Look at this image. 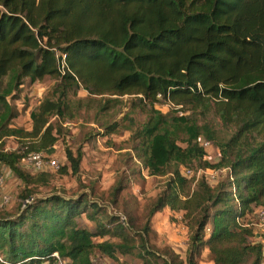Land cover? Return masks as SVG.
<instances>
[{
	"label": "trees",
	"instance_id": "16d2710c",
	"mask_svg": "<svg viewBox=\"0 0 264 264\" xmlns=\"http://www.w3.org/2000/svg\"><path fill=\"white\" fill-rule=\"evenodd\" d=\"M47 79L54 85L31 110V128L15 127L24 87ZM125 96L131 111L147 113L133 150L149 176L168 177L143 209L141 231L137 210L118 206L120 188L110 200L96 196V181L81 175L83 147L70 144L81 119L98 129L87 141L131 130L123 126L130 113L113 117ZM163 102L170 113L157 109ZM60 141L64 165L53 158ZM206 143L219 151L216 164ZM30 154L42 156L40 170L25 162ZM5 169L22 182L23 201L56 175L84 185L26 205L13 220L0 212V264H94L116 254L198 264L203 248L215 264H262L264 244L244 220L264 209V0H0V178ZM205 170L225 177L212 187ZM165 209L188 221L185 258L149 246L152 219Z\"/></svg>",
	"mask_w": 264,
	"mask_h": 264
},
{
	"label": "rangeland",
	"instance_id": "374dc122",
	"mask_svg": "<svg viewBox=\"0 0 264 264\" xmlns=\"http://www.w3.org/2000/svg\"><path fill=\"white\" fill-rule=\"evenodd\" d=\"M53 85L54 81L47 79L42 83L26 85L24 87L22 99L14 103L17 104L16 106L20 112L19 117L13 123L15 127L24 126L31 128L29 118L31 110L41 103ZM79 96L84 101H89L85 91H81ZM123 100L124 104L119 106L118 111L113 117H115V121L122 122L125 116L130 113L132 119L123 122V126H129L131 130L121 128L110 136H97L92 141H87L88 133L93 130V134H97L98 129L94 127L96 125L91 123L90 120L81 119L69 133L71 135L70 144H73L75 147H83L85 155L80 168L81 175L83 178L90 176L96 181V185L94 186L96 196L98 198L103 196L105 199L110 200V195L114 192V189L120 188L117 199L118 206H122V210H137V224L140 230L144 223L142 221L143 209L149 206L162 191L163 187L167 185L168 177L149 176L147 170L144 169L137 152L133 148L140 142V140L137 141L135 139L134 132L139 131L147 121V113L142 109L131 111L130 106L133 97L125 96ZM90 106H92V103H90ZM157 109L164 114L170 113L172 110L170 105L164 104V102L158 105ZM93 116L94 111L91 110L88 119ZM209 121L214 126L222 127L219 118L216 116L213 117L211 115L208 119ZM16 145L17 143L14 138L6 142L8 149L13 150L16 148ZM180 145L185 147V144ZM205 146L207 152L206 160L212 164H216L220 156L217 147L209 143H206ZM56 148L57 151L53 155V158L58 163H61V165L67 164L65 147L61 141L57 144ZM2 172L3 176L0 178V212L8 211L10 213V220L21 215L26 205H31L37 200H42L54 193H66L67 196L73 195L81 191L84 185L72 175H56L49 188L42 187L34 195V198L23 201L21 199V194L24 190L22 182L8 170L5 169ZM199 175L200 177H204L212 187L217 186L219 181L225 177L224 172L214 170H205L204 172H200ZM195 184L196 182L192 183V189L195 188ZM116 211L119 212V208H116ZM260 214V210L256 209L254 216L248 215L244 221L247 222L251 218L252 222L246 224L252 226L254 229L253 241L264 244V221H262ZM84 221L85 224L90 225L86 220ZM187 222L184 220L183 212L175 213L165 209L156 214L151 222L150 248L160 250L161 252L168 248L173 250L175 254L185 258L191 240ZM207 231H209V228ZM106 240H109V238H96L95 242H104ZM112 240L115 241L114 239ZM93 262L94 264H143L142 259L137 255L123 256L121 254H116L114 258L94 256ZM198 264H215L207 248H203L199 254ZM262 264H264V260Z\"/></svg>",
	"mask_w": 264,
	"mask_h": 264
},
{
	"label": "built area",
	"instance_id": "2783aa9c",
	"mask_svg": "<svg viewBox=\"0 0 264 264\" xmlns=\"http://www.w3.org/2000/svg\"><path fill=\"white\" fill-rule=\"evenodd\" d=\"M65 58L66 56L63 55V61ZM25 162L29 165H33L37 170H40L44 166V161L42 160V156L40 154H30L29 157L25 159ZM52 165L57 166L56 162H52ZM186 173L191 174L190 171H186ZM260 213L261 219L264 221V209H261Z\"/></svg>",
	"mask_w": 264,
	"mask_h": 264
}]
</instances>
